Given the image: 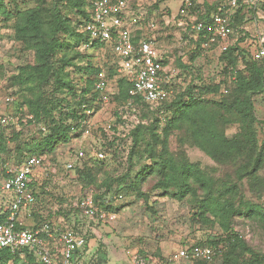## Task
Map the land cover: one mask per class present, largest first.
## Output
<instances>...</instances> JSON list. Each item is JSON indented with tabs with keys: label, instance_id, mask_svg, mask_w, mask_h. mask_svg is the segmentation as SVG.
Returning <instances> with one entry per match:
<instances>
[{
	"label": "trees",
	"instance_id": "trees-1",
	"mask_svg": "<svg viewBox=\"0 0 264 264\" xmlns=\"http://www.w3.org/2000/svg\"><path fill=\"white\" fill-rule=\"evenodd\" d=\"M92 1L38 0L34 7L24 10L17 7L13 11L9 5L16 3V0H0V31L5 23L13 21L11 28L14 40L24 46L26 51L31 52L34 58L33 63L18 66L12 78L16 86L28 93L24 96L22 106L27 107L33 116V120L29 123L41 124L45 127L44 136L36 144L37 153L30 156L42 158L43 165L47 154H54L59 146L82 137L81 120H91L93 110L100 107V96L103 92L98 91L96 85L101 80L103 69L93 66L92 54H89V51L110 49L118 63L111 43L95 41L90 47H85L90 42V38L79 28L90 20ZM223 4L224 0H206L202 4L192 0L190 7L187 5L184 7L190 13H195L198 21H208L212 13ZM228 10L235 29L234 35L231 36L226 51L221 52L217 46L210 49L220 54L219 59L224 64V74L234 78V86L227 95L223 94L219 100L200 96L202 93L218 92L219 85L200 87L198 90L189 87L183 93H173L174 95L163 103L151 104L142 96H130L132 83L128 77L122 75L117 82V92L113 97V102L117 106L114 112L117 122H123L122 112L125 108L139 110L143 118L150 120V125L139 124L126 136L132 140L128 155L129 162L132 167L133 160L135 156H140L139 149L147 141L146 135H148L146 152L152 164L130 183L128 173L117 177L107 175L108 157L114 160L118 156L119 146L116 145V141L121 140V137L110 134L109 130L105 129L102 132L101 150L89 154L91 163H85L82 168L74 166L72 169H68L66 164V169L75 173L76 182L81 186L78 202L92 191L95 204L107 213L119 211L116 202L124 199L130 192L139 190L141 183L150 174L157 176V183L154 186L156 189L163 190L166 195L173 191V197L179 200L188 196L196 197L199 190L206 191L208 196L201 200L197 217L201 222H208V214L218 218L225 236L218 240H209L207 244L199 242L191 246H209L218 249L223 243L224 251L211 261L192 259L189 262L192 264H264V253L253 249L231 227L233 218L242 214L251 219L259 218L264 221L261 207L244 202L240 189L241 181L244 179L255 185L262 182L258 173L264 165V146L260 147L257 141L255 126L258 119L255 114L254 98L264 95V65L256 61L254 56L264 48V42L261 43L255 36L252 37V43L249 45L253 46V49H248L245 43L251 38L246 25L256 21L259 13L264 16V2L250 5L241 1L237 8H228ZM192 24V21L187 24V32L194 38L193 42L197 49L204 48V39L196 35L192 30ZM141 40L140 33H133L135 44ZM79 61L85 64L81 66L78 64ZM240 64L244 65L243 69L239 68ZM165 65L170 67L167 61ZM75 72H80L82 75L79 80L81 86L72 79ZM108 72L113 75L116 70L110 69ZM175 85L172 86L174 90ZM69 95L74 99L73 104ZM2 118L4 117L0 120ZM161 124L165 125L164 128H161ZM233 124L238 126L239 132L237 136L229 138L226 130ZM7 125H0V155L10 154L7 140H19L21 135L10 122ZM12 131L13 136L8 138L7 135ZM176 131L182 132L189 144L201 150L215 163L230 165L239 182L231 183L216 191L204 169L199 163L191 162L186 151L173 153L170 150L169 139ZM153 146L160 150L157 152ZM99 152L105 154L104 159L97 157ZM1 167L0 172L5 178L11 176L10 171L14 173L15 169L7 163H2ZM33 188L36 197L32 208L34 220H31L28 226L21 227L22 229L36 228L43 223H49L55 230L80 232L81 221L72 220L75 214H80L81 219L101 222L96 218L85 216L79 209L78 203L71 215L59 212L57 217H51L50 214L44 218L38 210L35 211L42 203L41 191L37 192V188L44 191V186H40L38 175L35 176ZM137 196L146 202L148 200V196L141 191ZM10 199L9 194L0 199V222L5 220L3 211L6 210ZM53 247L55 248L54 245ZM156 251L155 254L149 255L141 249V254L138 255L150 262L169 263V258L173 254L164 258L160 256L159 249ZM87 252H89L88 241L78 254L84 260ZM0 264L42 263L33 250L24 248L15 254L8 249L0 250Z\"/></svg>",
	"mask_w": 264,
	"mask_h": 264
},
{
	"label": "rangeland",
	"instance_id": "rangeland-1",
	"mask_svg": "<svg viewBox=\"0 0 264 264\" xmlns=\"http://www.w3.org/2000/svg\"><path fill=\"white\" fill-rule=\"evenodd\" d=\"M38 0H16L9 7L14 11L34 7ZM188 0H129L128 21L133 33H140L141 39L151 40L158 50L164 54L169 64L171 75L174 77L173 93H183L192 87L198 90L200 87H213L219 85L218 92L202 93V97L219 100L224 94L227 95L234 86V78L225 75L224 64L220 61L219 53L210 49H197L194 38L187 32V24L195 17L184 6ZM206 0H195L202 4ZM192 4V0H189ZM13 21L5 23L0 31V118L10 120L17 132H20L19 140H7V149L10 154L0 155V169L2 163H7L14 169L18 168L28 157L37 153L36 144L44 136L45 127L41 124L29 123L33 120L27 107L22 106L26 91L21 90L13 81L12 74L18 66L33 63L31 52L26 51L24 46L14 40ZM153 25V26H152ZM251 38L245 46L252 43L255 37L264 29V16L259 13L258 19L246 25ZM84 30V25L79 28ZM81 50V48L79 49ZM92 54V64L96 68L103 69V77L107 80V90L100 96V107L93 110L91 115L92 135L71 141L58 147L54 154L45 156L44 165L38 169L40 186H44L40 198L42 203L35 209L44 218L64 212L70 215L81 196V186L78 185L74 172L66 169V164L73 162L75 167L82 168L84 164L91 163L90 155L101 150L103 131L119 135L121 140L116 141L119 146L118 156L113 160L108 157L107 175L123 176L129 174V183L137 179L143 170L152 164L149 159L147 141L140 147V156H135L133 165L129 162V152L132 140L126 136L139 124L150 125V120L143 118L139 110L125 108L122 112L123 122L118 123L114 112L117 109L113 102L117 92V82L122 75L118 72L117 59L112 50L89 51ZM195 57L194 59H192ZM83 66L85 62H78ZM240 69L244 65H239ZM113 69L118 73L109 74ZM71 71V70H70ZM82 78L80 72H75L72 79L79 83ZM200 94V93H199ZM174 95V94H173ZM71 98L73 104L74 99ZM68 97V98H69ZM13 99L7 104L6 99ZM257 141L260 147L264 146V95L254 98ZM123 109V108H122ZM164 122V121H163ZM8 126V125H7ZM161 124V128H164ZM115 128L114 130H111ZM237 125H229L226 135L233 138L238 135ZM7 136H13V131ZM114 139V137H112ZM111 139V140H112ZM170 150L175 153L186 151L193 163H199L212 181L217 191L234 182H239L230 165H219L198 148L193 147L184 139L182 132L176 131L169 139ZM158 152L160 148L153 146ZM82 152L80 159L76 160ZM91 152V153H90ZM262 182L258 185L250 184L249 180L241 181L243 201L261 207L264 213V165L258 173ZM101 179L102 177L99 176ZM157 176L150 174L140 185L139 190H134L124 199L116 202L119 211L107 213L104 221L81 219L80 214H75L72 220L80 222V232L88 241L89 253L85 255L88 264H133L136 255L145 250L149 255L155 254L157 249L164 258H168L185 246L209 240H218L225 236L218 218L208 214V222L199 221L197 214L200 212V202L207 198L206 191L199 190L196 197L188 196L183 200L173 197V191L165 194L163 190L156 189ZM148 196L147 202L138 198V192ZM124 206V207H122ZM150 207V208H148ZM243 210V209H242ZM244 212V211H242ZM33 221L32 212L26 215ZM232 229L244 238L248 244L260 253H264V221L259 218L251 219L245 214L237 215L231 223ZM224 245L221 243V246ZM224 247V246H222ZM216 260V259H215ZM192 264V263H184Z\"/></svg>",
	"mask_w": 264,
	"mask_h": 264
},
{
	"label": "built area",
	"instance_id": "built-area-1",
	"mask_svg": "<svg viewBox=\"0 0 264 264\" xmlns=\"http://www.w3.org/2000/svg\"><path fill=\"white\" fill-rule=\"evenodd\" d=\"M256 5L264 0H224V4L213 12L208 21L192 20V30L197 36L204 39L203 47L212 49L217 46L221 52L226 51L235 29L232 25L231 13L228 8H237L240 2ZM187 7H190L189 0ZM129 0H93L90 20L84 26V32L89 35L90 47L93 42L113 44V50L118 58V72L128 77L132 83L130 96H142L151 104H160L173 95V79L171 70L165 65L166 59L155 43L143 39L138 44L133 42V31L128 21ZM153 26V25H152ZM261 43L264 42V29L256 35ZM255 60L264 65V48L256 52ZM96 89L100 92L107 90L106 79L101 77ZM13 102L7 98L6 103ZM132 101L130 102V104ZM10 120L6 117L0 120V125H7ZM91 120L83 119L80 122L81 138L91 136ZM82 152L75 161L80 159ZM99 159H104L103 152L97 153ZM43 159L38 157L27 158L10 177H3L0 172V199L9 194L5 220L0 222V250L8 249L13 254L24 248L33 250L42 264H87L78 254L86 245V238L75 230H55L49 223H43L36 228H21L28 226L25 222L28 214L36 202L33 183L37 170L41 169ZM74 163H68L72 169ZM79 209L89 218L104 221L107 212L95 204L92 191L78 202ZM24 216V217H23ZM55 246V248L53 247ZM224 248L191 246L183 248L169 258L167 264L189 263L192 259L211 261L223 254ZM133 264H161L150 262L140 255H136Z\"/></svg>",
	"mask_w": 264,
	"mask_h": 264
},
{
	"label": "crops",
	"instance_id": "crops-1",
	"mask_svg": "<svg viewBox=\"0 0 264 264\" xmlns=\"http://www.w3.org/2000/svg\"><path fill=\"white\" fill-rule=\"evenodd\" d=\"M24 217V216H23ZM25 222L27 223V224H31V221H29V220H25ZM89 253V252H88ZM84 261L85 262H87V260H86V258L84 259ZM88 263V262H87Z\"/></svg>",
	"mask_w": 264,
	"mask_h": 264
}]
</instances>
